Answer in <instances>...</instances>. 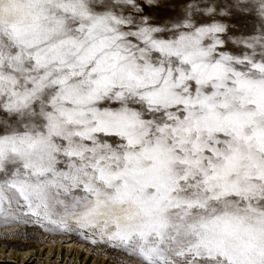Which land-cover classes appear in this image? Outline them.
<instances>
[{
	"label": "rangeland",
	"instance_id": "rangeland-1",
	"mask_svg": "<svg viewBox=\"0 0 264 264\" xmlns=\"http://www.w3.org/2000/svg\"><path fill=\"white\" fill-rule=\"evenodd\" d=\"M44 1L0 21V264H264V0Z\"/></svg>",
	"mask_w": 264,
	"mask_h": 264
},
{
	"label": "bare ground",
	"instance_id": "bare-ground-1",
	"mask_svg": "<svg viewBox=\"0 0 264 264\" xmlns=\"http://www.w3.org/2000/svg\"><path fill=\"white\" fill-rule=\"evenodd\" d=\"M42 1L44 0L5 1L4 8L0 9V21L39 20L45 10L44 4H41ZM118 213L126 227L134 229L142 227V224L136 218H133L131 214L127 213V216H125L123 209L119 208ZM21 231H23V228L19 225L0 227V243L5 244L8 242L9 244L11 239L19 240ZM39 236H41L40 239L35 243H37L39 252H41V255L37 254V256H41L43 264H146L124 253L115 257L106 249L94 247L73 236L47 233H41ZM22 242V246L29 243L26 239ZM3 250L4 248L1 249L2 255ZM22 255L28 257V253H22ZM24 260L25 258L21 262H24Z\"/></svg>",
	"mask_w": 264,
	"mask_h": 264
}]
</instances>
